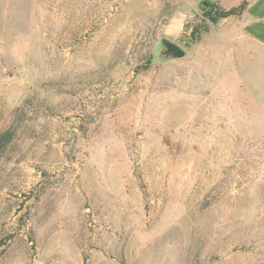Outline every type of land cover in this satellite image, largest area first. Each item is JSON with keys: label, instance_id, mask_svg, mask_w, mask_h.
Returning a JSON list of instances; mask_svg holds the SVG:
<instances>
[{"label": "rangeland", "instance_id": "obj_1", "mask_svg": "<svg viewBox=\"0 0 264 264\" xmlns=\"http://www.w3.org/2000/svg\"><path fill=\"white\" fill-rule=\"evenodd\" d=\"M199 1L0 0V264H264V0Z\"/></svg>", "mask_w": 264, "mask_h": 264}, {"label": "trees", "instance_id": "obj_2", "mask_svg": "<svg viewBox=\"0 0 264 264\" xmlns=\"http://www.w3.org/2000/svg\"><path fill=\"white\" fill-rule=\"evenodd\" d=\"M246 4L247 1L242 0L237 6L231 7L229 9L214 8V6L211 5V8L204 11L203 15L208 17L212 23H216L221 18L241 15ZM14 135L15 131L13 128H7L6 130L0 132V154L5 152L9 144L12 142Z\"/></svg>", "mask_w": 264, "mask_h": 264}, {"label": "water", "instance_id": "obj_3", "mask_svg": "<svg viewBox=\"0 0 264 264\" xmlns=\"http://www.w3.org/2000/svg\"><path fill=\"white\" fill-rule=\"evenodd\" d=\"M209 4L206 0H200L197 4V9L204 12L208 9ZM186 55V51L177 43L167 39H160V49L158 57L162 60L180 59Z\"/></svg>", "mask_w": 264, "mask_h": 264}]
</instances>
